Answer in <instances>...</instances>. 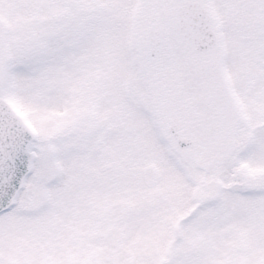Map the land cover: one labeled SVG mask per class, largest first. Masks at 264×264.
<instances>
[{"label":"snow or ice","instance_id":"snow-or-ice-1","mask_svg":"<svg viewBox=\"0 0 264 264\" xmlns=\"http://www.w3.org/2000/svg\"><path fill=\"white\" fill-rule=\"evenodd\" d=\"M0 264H264V0H0Z\"/></svg>","mask_w":264,"mask_h":264}]
</instances>
